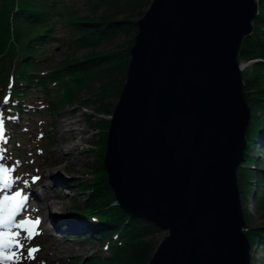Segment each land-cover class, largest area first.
Wrapping results in <instances>:
<instances>
[{
    "label": "water",
    "instance_id": "water-1",
    "mask_svg": "<svg viewBox=\"0 0 264 264\" xmlns=\"http://www.w3.org/2000/svg\"><path fill=\"white\" fill-rule=\"evenodd\" d=\"M257 12L256 0H151L137 20L103 165L116 203L168 233L148 264H251L238 55Z\"/></svg>",
    "mask_w": 264,
    "mask_h": 264
},
{
    "label": "trees",
    "instance_id": "trees-1",
    "mask_svg": "<svg viewBox=\"0 0 264 264\" xmlns=\"http://www.w3.org/2000/svg\"><path fill=\"white\" fill-rule=\"evenodd\" d=\"M150 3L151 0H0V109L11 142L23 132L22 116L38 109L37 99L32 98L36 87L44 95L43 106L51 112L74 101L79 90L92 91L93 84L97 87L88 101L98 104L96 110L108 112L115 107L126 79L137 20ZM81 4L92 7L93 15L82 14ZM101 9L100 16H96ZM123 31L134 34L126 48L92 52L81 59H66L59 66L49 64V44L62 41L74 50L94 48L112 42ZM238 59L250 63L251 68L244 80L251 119L238 182L242 197L254 196L255 192L258 210L264 211V168L254 154L260 138L264 143V0H258L253 30L243 38ZM256 60L259 62H252ZM109 123L105 119L97 123L100 130L93 177L79 183L80 191L88 193L83 205L73 206L84 219H92L109 255L96 254L87 260L69 258L66 264H146L160 242V228L131 216L116 203L103 165ZM12 129L14 134L10 133ZM245 220L251 244L264 248V225H252L247 217Z\"/></svg>",
    "mask_w": 264,
    "mask_h": 264
},
{
    "label": "rangeland",
    "instance_id": "rangeland-1",
    "mask_svg": "<svg viewBox=\"0 0 264 264\" xmlns=\"http://www.w3.org/2000/svg\"><path fill=\"white\" fill-rule=\"evenodd\" d=\"M256 2L258 5V0ZM80 10L82 14L87 15H93L94 12L92 7L86 4H81ZM102 11L103 9L99 10L96 16H100ZM98 18L96 19L99 20ZM133 35L131 32L123 31L112 42H105L94 48L84 47L75 50L62 41H56L46 47V51L50 55L49 64L59 66L66 59L69 60L74 57L81 59L92 52L105 53L117 46H121L120 49L126 48L131 45ZM249 64L240 62L241 67L244 65L242 69L243 80L251 73ZM92 87V91L86 88L79 90L74 101L65 104L55 112H51L43 106L44 95L36 87L32 98L37 99L38 109L24 116L21 115L23 118L21 125L24 129L22 133L17 135L15 141L11 142L9 136H5L3 152L0 153L4 159L0 160V164L11 170L13 181L12 188L6 193L12 192L14 194L16 191H21L22 196L27 197L23 208H20L21 213L15 224L25 219L35 221L39 218V225L35 228V232L38 234L34 235L32 239L27 238V232L24 229L16 227L10 229L13 233L19 232L17 238L23 246L13 249L14 252H18L23 257L18 264H66L69 258L79 257L87 260L96 254L109 255V250L105 249L104 242L100 241L94 230L95 224L92 219H84L73 208L74 205H83L88 193L80 191L79 183L93 177L98 154L97 133L100 130L96 127L97 123L101 119L110 121L114 110V107L109 108L108 112L96 110L98 104L88 101L92 93L95 92L97 85L93 84ZM87 102L89 103L87 104ZM2 115L3 112L0 109V120H2ZM66 129H71L73 132H66ZM10 133L14 134L13 129L10 130ZM262 137H264V133ZM259 143L254 154L259 159V166L264 168L262 138H260ZM62 149L63 152L67 151L69 155H63V152L59 153ZM56 155L61 163L55 162ZM57 169L65 181L59 183L60 190L58 189L57 192L54 187L49 188L48 195L50 194L51 199L56 201L61 200L58 194L64 197L65 202H63L66 207L59 210L57 218L64 216L72 219L76 224V230L66 231L67 224L62 225V230L57 229V218L55 220V216L53 217L50 211L45 213L42 211L40 198L35 194V191L39 190L41 185L48 180L46 175ZM34 177H39V179H34ZM252 181L257 184L255 179ZM48 182L51 183V181ZM42 189L39 190L40 193ZM41 195L46 194L41 193ZM255 196V192L254 196L249 194L248 197L244 198L241 194L244 218L247 217L252 225H264V211L258 210ZM55 209L58 208L55 207ZM245 231L249 237L246 224ZM167 234V231L162 230L160 232L158 235L160 242ZM30 248L38 249L34 253V258L28 257V249ZM250 253L251 264H264V248L262 246L257 243L251 244Z\"/></svg>",
    "mask_w": 264,
    "mask_h": 264
},
{
    "label": "snow or ice",
    "instance_id": "snow-or-ice-1",
    "mask_svg": "<svg viewBox=\"0 0 264 264\" xmlns=\"http://www.w3.org/2000/svg\"><path fill=\"white\" fill-rule=\"evenodd\" d=\"M3 135V121L0 120V137ZM3 149H0V153ZM4 156L0 155V160H3ZM34 179H39V177H34ZM27 183V182H25ZM12 177L11 170L0 164V226L7 227L9 222L14 218L16 211L24 206V202L27 197L22 196L21 191H16L14 194H4L9 189L12 188ZM39 225V218L32 221L30 219H25L20 221V223L15 224L14 227L24 229L27 232V238L32 239L34 235L38 233L35 232V228ZM19 236V232H0V264H18V262L23 258L18 252H9V248H22L23 246L19 243L15 237ZM38 251L37 248L28 249V257L34 258V253Z\"/></svg>",
    "mask_w": 264,
    "mask_h": 264
},
{
    "label": "bare ground",
    "instance_id": "bare-ground-1",
    "mask_svg": "<svg viewBox=\"0 0 264 264\" xmlns=\"http://www.w3.org/2000/svg\"><path fill=\"white\" fill-rule=\"evenodd\" d=\"M243 69V67H241V70ZM243 71V70H242ZM65 131V130H64ZM63 131V132H64ZM73 132L71 129H66V132ZM72 147H74V146H72ZM68 151H69V149H68ZM61 152H63V149L62 150H60V152L59 153H61ZM70 152V151H69ZM69 155L68 154V152L66 151V152H63V155ZM55 155V154H54ZM58 156L56 155L55 156V162H59V163H61V161L59 160V158H57ZM64 157H66V156H64ZM46 179H48L47 181H45L46 183H43L42 185H41V188H43L42 190H41V193L43 194V193H45L46 195H44V196H42L41 195V193H40V189L38 190H36L35 191V194L40 198V202H41V204H42V211L45 213V212H47V211H50L52 214H53V217H54V219L55 218H57L58 217V212H59V210H61V209H63V208H65L66 207V205L64 204V202H65V200H63L64 199V197H62V196H60L59 194H58V197L59 198H61V200H59V201H56V200H54V199H51V196H50V194L48 195V193H49V188L51 189L52 187H54V189H56L55 191L57 192L58 191V189L60 190V184L59 183H63V176L61 175V173L58 171V169L57 170H55V171H51L50 173H48L47 175H46ZM48 181H51V183L50 182H48ZM65 181V180H64ZM39 188V187H38ZM4 194H9V195H11L12 194V192H10V193H4ZM64 201V202H63ZM55 207L56 208H58L57 210L55 209ZM23 208V207H22ZM56 220V219H55ZM12 222H14V220L12 219L10 222H9V224H12ZM63 224H67V227L65 228V230L66 231H72V230H76L77 229V227H76V224H74V222L72 221V219L70 220L69 218H67V217H64V216H62V217H60L59 216V219L57 218V220H56V228L57 229H61L62 228V225ZM62 230V229H61ZM95 230V229H94Z\"/></svg>",
    "mask_w": 264,
    "mask_h": 264
},
{
    "label": "built area",
    "instance_id": "built-area-1",
    "mask_svg": "<svg viewBox=\"0 0 264 264\" xmlns=\"http://www.w3.org/2000/svg\"><path fill=\"white\" fill-rule=\"evenodd\" d=\"M242 67H244V65Z\"/></svg>",
    "mask_w": 264,
    "mask_h": 264
}]
</instances>
